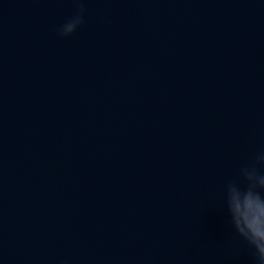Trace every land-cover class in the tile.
<instances>
[{"label": "water", "instance_id": "water-1", "mask_svg": "<svg viewBox=\"0 0 264 264\" xmlns=\"http://www.w3.org/2000/svg\"><path fill=\"white\" fill-rule=\"evenodd\" d=\"M0 0V264H252L224 187L264 150V0Z\"/></svg>", "mask_w": 264, "mask_h": 264}, {"label": "clouds", "instance_id": "clouds-1", "mask_svg": "<svg viewBox=\"0 0 264 264\" xmlns=\"http://www.w3.org/2000/svg\"><path fill=\"white\" fill-rule=\"evenodd\" d=\"M73 3L77 10L57 29L60 38L73 35L84 24L83 0ZM224 206L230 230L247 246L252 264H264V150L240 168L236 179L226 183Z\"/></svg>", "mask_w": 264, "mask_h": 264}]
</instances>
